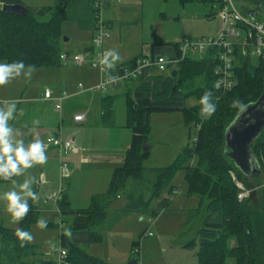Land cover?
Returning a JSON list of instances; mask_svg holds the SVG:
<instances>
[{
    "label": "trees",
    "instance_id": "16d2710c",
    "mask_svg": "<svg viewBox=\"0 0 264 264\" xmlns=\"http://www.w3.org/2000/svg\"><path fill=\"white\" fill-rule=\"evenodd\" d=\"M75 1L59 0L56 7L29 10L26 17L13 16L0 10V59L6 63L22 60L26 67L31 66L32 69L58 65V55L62 52L60 22L69 20L68 9H71ZM178 1L181 4L200 2L210 7H220V0ZM247 1L255 7H264V0ZM18 4H21L20 0H0V5ZM88 4L85 19L78 25L81 28L89 27L93 32V10L90 2ZM43 17L47 19L38 20ZM148 53L150 58H175L179 56V43L156 40L149 46ZM134 59L116 70L131 66ZM214 62L211 57L202 60L185 59L178 64L176 75L172 72L151 71L137 80L124 82L126 85L130 83L125 93V105L127 126L131 131L124 165L114 171L106 194L93 197L88 209L71 211L62 195L55 202L60 225L69 224V216L73 218L68 227L69 234L66 235L64 231L59 233V246L68 255L61 264H106L99 258L86 255L78 246L98 241L99 236L92 233V227L105 219L108 206L121 191L127 197L128 186L135 185L140 190L145 182H150L148 188H145L150 194L147 202L140 197V193L136 197L142 199V205L137 206L136 202L132 203L133 194H129L130 204L127 207L130 210L139 208L148 211L150 203L161 189L166 187L168 194H173L175 188L169 185L170 178L178 170L184 171L188 195L198 198V209L205 207L200 228L185 245L186 248L197 245L198 263L224 264L227 258H232L234 264H264V182H256L255 206L242 205L243 201L239 203L238 189L229 180L228 171L234 175L236 173L238 180L241 179V172L233 167L223 151L225 128L240 110L231 107L232 101L236 99L247 105L264 95V68L260 62L251 64L249 59L238 57L236 85L231 92L220 95L213 90L211 71ZM196 79H200L202 87L195 85ZM205 91L212 93L210 102L216 104V111L206 119L199 114V98ZM189 98L195 99V105L187 106ZM153 113H181L184 122L197 127V135L192 147L183 150L170 166L146 171L142 164L149 151L145 152L142 148L147 144L148 118ZM260 136L253 144L252 155L264 175V130ZM191 158H196L195 167L187 165ZM148 176H151V181L147 180ZM11 178L0 180V183H7ZM168 203V199L161 201L159 209L150 210V215L155 216L156 211L166 208ZM28 204L29 211L20 220L18 227L29 232L32 224L38 225L39 218L32 199L28 200ZM15 229L0 225V264H26L24 259L35 254V246L29 241H19L14 235Z\"/></svg>",
    "mask_w": 264,
    "mask_h": 264
},
{
    "label": "rangeland",
    "instance_id": "374dc122",
    "mask_svg": "<svg viewBox=\"0 0 264 264\" xmlns=\"http://www.w3.org/2000/svg\"><path fill=\"white\" fill-rule=\"evenodd\" d=\"M20 2L25 8L33 9V11H38L35 9L53 8L59 4V0H20ZM233 2L245 16L247 11L254 10L247 3V0H233ZM86 3L87 0H76L71 9H68L69 20L60 22L61 51L72 55L78 51L90 50L91 30L78 26L85 19ZM93 10L94 17L99 14L100 19L107 24L106 32L108 37L103 39V51L112 50L116 52L119 59L123 62L135 55H145L151 40H162L171 43H180L183 40H202L215 37L219 28L218 7H210L208 4L200 2L181 4L178 0H118V2L113 0L106 10H97L96 8H93ZM257 16L259 20L264 19V7L258 12ZM43 19H47V17L38 18L39 21ZM240 35L242 37L243 33L240 32ZM64 39L66 41H63ZM83 43L89 47L80 51L79 47ZM256 61L255 57L250 59L251 64H256ZM0 62L6 63L2 59H0ZM85 66L90 68L87 64L83 67ZM59 70H62L59 66L32 69L30 76L26 77L21 73L19 77L9 79L6 84L0 85V107L4 106L3 102L5 101H14L17 107L21 101L26 102V100L38 98L44 87L58 86V79L61 75ZM111 72L115 73L114 71ZM104 77H106V73ZM129 84L127 83L126 85L123 81H119L114 86L108 85L104 91L89 89L90 92H98L103 98L106 96L113 98L114 128L112 131L101 132L109 134L108 139L113 141L114 145L121 143L124 139L126 140L127 136L130 139L131 136L130 129L126 127L125 123L126 106L123 97ZM195 85L202 87L200 79H196ZM83 89L84 86L82 85L80 91ZM195 102V99L189 98L187 106H193ZM19 104L21 105V103ZM19 121V116L14 113V118L8 122L9 125L12 124V138L13 140L22 139L25 142L28 130L18 127ZM148 127L146 146L148 147L149 155L142 164L146 171L160 170L170 166L183 150L192 147L197 135V127L184 122V116L181 113H153L148 118ZM35 131L41 132L42 129ZM89 139L91 140L92 137L90 136ZM45 155L47 160L44 164L34 165L32 168L26 169L22 175L12 177L9 182L0 183V193H3L14 188L12 180L19 184L25 178H30L33 181V191L36 193V199L33 202L38 211V218L47 222L43 229L36 224L30 226L29 232L32 235V239L29 243L35 246V254L24 259L26 264H58L62 261L58 256V250H60L59 233L60 231H69V224L60 225L55 209V198L53 197V194L58 193L60 184H62L64 189L66 188L65 181H63L64 179L61 180L59 170H57L58 154L54 149L46 146ZM46 164H48L47 169L49 168V172L52 175L53 187L47 184L48 178L46 176L43 175L47 178V181L45 178L46 183L41 181L42 175L39 174V169ZM187 165L195 167L196 158H191ZM229 172L228 175L230 177ZM239 175L240 180L237 179L236 173L234 177L243 186L244 183H247L244 189L248 192L242 205L255 206L257 203V188L255 185L257 181L264 182L263 171H260L257 178L253 176L251 179H247L242 174ZM147 180L151 181V176H148ZM229 180L232 183L234 182L231 177ZM149 185L150 182H145L140 190L135 185L133 187L128 186L127 197L123 195L124 192L121 191L119 193L118 198H121L115 199L112 207L120 209L126 205V209L117 211L116 214L115 211H110L108 222L119 216L124 218L110 230L104 231L102 234L99 233L101 237L99 241L102 242L90 244L86 250L87 253L109 257L112 261L111 264H121L122 261L127 263L133 257L129 254L133 243L140 244L142 241H153L164 249L163 259L168 260L170 264H198L196 257L197 245L193 248H185L182 251H178L177 255H175L174 250H171L173 246L175 247L178 245L177 243L182 242L191 232H195L200 225L199 222L195 226L202 211L198 209V198L195 195H188L187 185L184 181V171L178 170L170 178L169 185L175 188L173 194H168L166 187L161 189L159 195L150 203V208L152 209H149V211L159 209L158 204L168 199L169 203L166 208L157 210L155 216L150 215L149 212L133 214L139 208H135V210L127 208L130 204L128 201L129 194L134 196L132 203L136 202L137 206L142 205L140 201L143 199L144 202H147L148 196H150L148 190H145ZM102 186H96V188L101 189ZM71 192L73 197H75L67 198L71 211L89 208L91 202L88 200L90 198L84 197L87 200L85 202L81 200L84 193L83 187L72 185ZM140 193H142L140 196L142 199H137L136 196ZM205 205L206 202H204ZM194 216L196 217L194 218ZM140 218L143 221L139 220ZM184 221H186L185 226L183 225ZM19 222L12 220L11 216L5 211V201L0 200V224L5 228L15 229L18 227ZM148 233H151L153 237H147ZM149 245L150 243H146L145 247L148 248ZM134 255L138 258L137 254ZM224 264H234V261L232 258H227Z\"/></svg>",
    "mask_w": 264,
    "mask_h": 264
},
{
    "label": "crops",
    "instance_id": "0c3cea01",
    "mask_svg": "<svg viewBox=\"0 0 264 264\" xmlns=\"http://www.w3.org/2000/svg\"><path fill=\"white\" fill-rule=\"evenodd\" d=\"M88 2L89 0H87L85 11L89 10ZM21 5L23 6L22 3ZM250 6L254 8L256 13L253 17H250L248 15L246 16L252 19L254 18L258 19L257 14L259 11H257L256 9H258L259 7H255L253 5ZM27 10H33V9H27ZM246 14H248V11L246 12ZM91 36H92V32H91ZM154 42H155L154 40H151V43L148 45V48ZM88 47L89 46L83 43L81 47H79V50L82 51L84 49H88ZM137 56L139 55H135L126 62H123L119 59L118 61L115 62L113 68H109V71H114L116 70L117 67L121 65L129 64ZM56 66H59V64L52 67H56ZM86 67L87 66L68 67L64 69L60 67L62 68V70H59V72L61 71V75L58 79V86L44 87V89L49 88L54 96L62 91H66L67 94L69 95V97L63 101L60 113L55 112L53 101H44L42 99L43 91L35 100H26V102H22V101L19 102L21 103V105L18 103L15 112V114L19 116V120H20L18 123V127L28 130V134L26 135L25 142H31L34 139H39L46 146V139L56 134H60L62 137L72 140L74 150L70 152L66 157H64L65 158L64 162L66 164V176L63 181H65L66 188L63 189V192L61 193L62 197L65 198L67 204H68L67 198L68 199L75 198L73 197L71 192L72 185L76 187L84 188V193L82 194L83 197L81 198V200L84 202L87 201L85 198H90V200L88 201L91 202L93 197L105 195L108 190L114 171L118 168H121L124 165L125 156L131 142V136L130 139L129 136H127L126 140L124 139L121 143L114 145L113 141H110L108 139L109 134H106L105 132H101V131H112L114 128L113 98L112 97L109 98V96L103 98L100 96L98 92L94 93L89 91V89L93 88L98 83L99 73L96 70ZM79 84L84 86V89L82 91L78 90L77 88V85ZM127 89L128 88H126V90ZM125 93L123 95L124 101H125ZM75 114H84L85 121L83 123H74L72 118ZM34 121H38V123L34 124L33 123ZM125 123H126V127L128 128L126 111H125ZM39 129H42V131L41 132L35 131ZM90 136L92 137L91 140L89 139ZM54 150L57 153V150L56 149ZM47 167L48 164L41 166L39 169V174L42 175L41 181L46 183L48 178L47 184L53 187L54 185L52 183V175L49 172V168L47 169ZM57 170H59V175H60L59 155H58ZM43 175L46 176L47 178L44 177ZM101 185H103L101 189L96 188V186H101ZM120 198L121 197H119L118 199ZM114 202L115 201H113L106 209L105 219L99 225L92 227V233L97 234L99 236V233L102 234L104 231L110 230L116 223H118L122 218H124L119 216L113 221L108 222V217L111 212L115 211L116 214L117 211H123L124 209H126V205L122 206L120 209L113 208L112 206L114 205L113 204ZM149 209L152 208L149 207L148 211L139 209L133 212V214H145L149 212ZM201 211L202 212L200 213L195 226L199 222L200 225L195 230V232L194 231L191 232L190 235H188L182 242L177 243L178 245H176L175 247L172 245L173 249L171 250L175 251V255L178 254V251H182L183 249L186 248L185 245L194 238L196 231L200 228L202 220L205 215V207H202ZM195 217L196 216H194V218ZM68 218L70 224L73 218L71 216H69ZM139 220L143 221L142 218H140ZM185 224L186 221H184L183 225L185 226ZM150 237H153V235L151 234ZM100 238L101 237L99 236L97 244L102 242L99 241ZM146 239H150V238H146ZM146 243L147 244L150 243L148 248L145 247ZM134 244H136V246L130 248L129 254L130 256H133L131 259H137V264L139 263L140 264H170L168 260L163 259L164 249L160 248L157 243H154L153 241L151 242L142 241V243H140L141 245L139 243H133V245ZM89 246L90 244L87 246L79 245L78 249L82 250L86 255H90L101 259L106 264L112 263L109 257H104L99 255L95 256L87 253L86 250ZM135 249L137 250V252L133 253ZM144 249L146 251H142ZM134 254H137L138 258H136ZM131 259H129V261ZM125 262L126 261H122L121 264H126Z\"/></svg>",
    "mask_w": 264,
    "mask_h": 264
},
{
    "label": "built area",
    "instance_id": "2783aa9c",
    "mask_svg": "<svg viewBox=\"0 0 264 264\" xmlns=\"http://www.w3.org/2000/svg\"><path fill=\"white\" fill-rule=\"evenodd\" d=\"M113 0H89L90 5L97 10H105V5ZM118 2V0H117ZM94 11V10H93ZM219 28L213 38H204L202 40L185 41L179 43V56L167 58L158 56L150 58L149 53L141 55L134 59L129 67L114 70L115 73L107 70L99 61L105 53L102 49L103 39L108 37L106 32L107 24L100 19L99 14L94 17V28L91 36L90 50L69 54L60 52L58 55V64L62 68L83 67L87 64L90 68L99 73L98 83L93 87L96 91H104L108 85H115L119 81L137 80L146 73L155 71L156 73H170L177 71L178 64L185 59L202 60L211 57L215 62L212 68L213 90L220 95L231 92L236 85L235 68L238 57L243 59H252L255 57L256 64L261 63L264 68V20L252 19L245 16L234 4L233 0H220V7L217 12ZM240 32L243 33L241 37ZM106 73V77L104 74ZM78 90L82 85H77ZM69 95L62 91L53 95L49 88L43 90L42 99L44 101H53L54 110L61 112L63 101ZM74 123H83L84 114H75L72 118ZM46 146L57 150L60 160V178L63 180L66 176L65 158L74 150L72 140L62 137L60 134L48 137ZM231 179L238 189L237 201L241 203L246 199L248 192L244 186L238 182L234 174L229 172ZM62 184L59 185L58 193L53 194L55 202L60 198L63 192ZM151 236V233L147 235ZM135 249L133 253H136ZM58 256L64 263L66 258L65 250H58Z\"/></svg>",
    "mask_w": 264,
    "mask_h": 264
},
{
    "label": "clouds",
    "instance_id": "9594fccd",
    "mask_svg": "<svg viewBox=\"0 0 264 264\" xmlns=\"http://www.w3.org/2000/svg\"><path fill=\"white\" fill-rule=\"evenodd\" d=\"M119 56L116 52L106 51L99 63L106 68H113ZM32 67L27 66L24 62L13 61L11 63L0 62V85L6 84L9 79L19 77L21 73L24 76H30ZM212 93L205 91L199 98V114L202 118H209L216 111V104L210 102ZM4 106L0 107V180H9L11 177L20 176L26 169L32 168L34 165H42L46 162L45 155L46 146L39 139H34L29 143H25L22 139L13 140V129L9 125V120L14 118L16 112L15 102H3ZM231 107L239 108L241 112L245 111L247 105L241 101L234 99ZM34 124L38 121H34ZM33 181L25 178L21 183L16 184L12 180L14 188L12 190L0 193V200L5 201V211L11 216L14 222L20 221L29 211L28 200L36 199V193L32 188ZM43 219L37 220L38 226L43 229L46 226ZM65 234H69L65 230ZM15 237L21 241H31L32 235L28 231H24L17 227L14 231Z\"/></svg>",
    "mask_w": 264,
    "mask_h": 264
},
{
    "label": "water",
    "instance_id": "95a60500",
    "mask_svg": "<svg viewBox=\"0 0 264 264\" xmlns=\"http://www.w3.org/2000/svg\"><path fill=\"white\" fill-rule=\"evenodd\" d=\"M105 5V10L109 4ZM1 12L17 17H26L29 10L18 5H1ZM261 10V7L256 9ZM255 10L248 11V16L253 17ZM63 41H66L64 39ZM176 75V72H172ZM264 130V95L256 102L247 104L245 111L240 110L233 120L227 125L224 131V147L223 151L231 161L233 167L241 174L251 178L260 173V166L256 158L252 155V148L255 140ZM143 151H148V147L144 146ZM126 264H137V259H131Z\"/></svg>",
    "mask_w": 264,
    "mask_h": 264
}]
</instances>
